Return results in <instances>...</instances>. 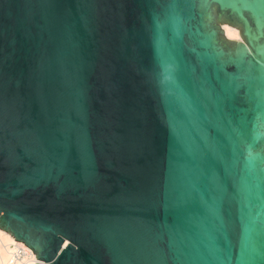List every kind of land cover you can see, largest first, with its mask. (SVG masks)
I'll use <instances>...</instances> for the list:
<instances>
[{"label":"water","instance_id":"1","mask_svg":"<svg viewBox=\"0 0 264 264\" xmlns=\"http://www.w3.org/2000/svg\"><path fill=\"white\" fill-rule=\"evenodd\" d=\"M0 230L34 264H264V0H0Z\"/></svg>","mask_w":264,"mask_h":264},{"label":"built area","instance_id":"2","mask_svg":"<svg viewBox=\"0 0 264 264\" xmlns=\"http://www.w3.org/2000/svg\"><path fill=\"white\" fill-rule=\"evenodd\" d=\"M6 264H34L35 255L24 244L14 241L6 247Z\"/></svg>","mask_w":264,"mask_h":264},{"label":"bare ground","instance_id":"3","mask_svg":"<svg viewBox=\"0 0 264 264\" xmlns=\"http://www.w3.org/2000/svg\"><path fill=\"white\" fill-rule=\"evenodd\" d=\"M221 27L225 38L229 40L239 41L240 36L236 28L227 24H222ZM14 241L15 240L9 234L0 230V264H6L7 261L6 247Z\"/></svg>","mask_w":264,"mask_h":264},{"label":"rangeland","instance_id":"4","mask_svg":"<svg viewBox=\"0 0 264 264\" xmlns=\"http://www.w3.org/2000/svg\"><path fill=\"white\" fill-rule=\"evenodd\" d=\"M214 15H216V11H214ZM223 23H227V25H230V26L236 28V29L238 30V32H239V36H240L239 41H238V40H234V41H232V42H231V41H225V40L223 39V37L220 36V40H221V42H223V43L226 45L227 48L232 49V48L234 47V43H233V42L245 41V40H244V37L242 36L241 27H240L239 24H236V23H230V22H227V21H225V20H215V24L218 25V26H220V25L223 24Z\"/></svg>","mask_w":264,"mask_h":264},{"label":"snow or ice","instance_id":"5","mask_svg":"<svg viewBox=\"0 0 264 264\" xmlns=\"http://www.w3.org/2000/svg\"><path fill=\"white\" fill-rule=\"evenodd\" d=\"M67 243V242H66Z\"/></svg>","mask_w":264,"mask_h":264}]
</instances>
